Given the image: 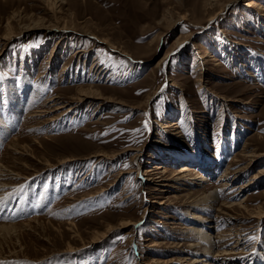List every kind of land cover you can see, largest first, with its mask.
<instances>
[{
	"label": "rangeland",
	"instance_id": "obj_1",
	"mask_svg": "<svg viewBox=\"0 0 264 264\" xmlns=\"http://www.w3.org/2000/svg\"><path fill=\"white\" fill-rule=\"evenodd\" d=\"M250 1L0 0V128L23 105L0 148V264H264V0Z\"/></svg>",
	"mask_w": 264,
	"mask_h": 264
},
{
	"label": "bare ground",
	"instance_id": "obj_2",
	"mask_svg": "<svg viewBox=\"0 0 264 264\" xmlns=\"http://www.w3.org/2000/svg\"><path fill=\"white\" fill-rule=\"evenodd\" d=\"M257 5V2H255L254 0H252V1H250V3H248L246 6L247 7H255ZM259 6V5H258ZM261 6V5H260ZM262 9L261 10H264V5H262V7H261ZM60 30H62V29H60ZM208 56H212L213 57V55L212 54H210V55H208ZM208 63V60H206L205 61V59H204V62H200L199 64H201V65H203V67H204V65L205 64H207ZM203 67H200V68H203ZM100 93H98V92H96L95 90H89V91H84L83 93H80V96L78 97V101H85V100H87L88 98H95V97H97L98 98V95H99ZM56 100L57 99H55V98H51L50 99V101H54V102H56ZM59 103V104H58ZM58 103H54V106L55 105H57V107L55 108V110H59V109H63V108H66V106H67V104H64V101L63 102H58ZM69 106V105H68ZM22 107H23V105H22V102H18V108H19V110H16L15 111V114L16 115H13L12 116V119H11V123H13V122H17V120H18V117H19V115L21 114V109H22ZM17 108V107H16ZM17 108V109H18ZM72 108H74V106L73 105H70L69 107H68V111L69 110H71ZM43 111H45V110H43ZM0 122H2V121H0ZM10 123V124H11ZM10 124L8 125V126H10ZM178 124V123H177ZM174 121L170 124V125H164L162 128H164V127H166V128H169V127H178L179 125H177ZM8 126H4V128H0V148L1 147H3V145L5 144V141H4V138L6 137V135H7V132H8ZM173 128H170V129H168L169 131H171ZM167 130V131H168ZM100 155H103V154H99V156ZM249 156H259V155H256V153L255 154H250ZM161 168H163V166H161V165H157V166H155L153 169H147L145 172H144V175H147L148 177H149V180H152V179H154V177H155V175L157 174V173H159V172H156L157 170H161ZM189 169V167L187 166V164H185V165H182L181 166V169H179V172L180 173H182V172H185V171H187ZM1 170V169H0ZM243 170V168L242 169H239V170H236V171H234V174L235 173H237V172H240V171H242ZM4 171V170H3ZM168 171V170H167ZM7 172V171H6ZM261 172V174L262 173H264V171H260ZM1 174H3V175H5L6 173H4V172H2ZM9 174V173H8ZM260 175V174H259ZM258 174H256L255 176H254V178H259L260 176H259ZM264 175V174H263ZM175 176V175H174ZM182 177V176H181ZM2 178V177H1ZM5 178V177H4ZM15 178V177H14ZM200 178V177H199ZM3 179V178H2ZM159 181H163V180H160L159 179ZM155 182V181H154ZM1 183V182H0ZM161 186H164V185H166L165 184V182H161V183H159ZM158 184V185H159ZM249 185H251V183H248V184H245L243 187H245V186H249ZM8 186H11V184H9V182H2L1 184H0V187L2 188V189H4L5 187L7 188ZM157 186V185H156ZM242 186V185H241ZM158 187V186H157ZM155 190H159V188H156ZM5 191V190H4ZM7 196L9 195V193L8 194H6ZM5 195V197H7ZM7 198H9V197H7ZM5 199V198H4ZM8 200V199H7ZM44 200V199H43ZM215 201V196H214V194H209L208 196H206L205 198H204V201L206 202V203H209L210 201ZM200 201L201 200H199V199H197V200H194L193 201V204H198V203H200ZM42 202H44V201H42ZM47 202V201H46ZM163 203V202H162ZM194 207H197L196 205H194ZM1 209V208H0ZM4 210V209H3ZM20 211L22 210V209H19ZM2 213V212H1ZM18 214H19V212H17ZM252 213V212H251ZM18 214H16V215H18ZM253 214L254 215H252V218H264V212L262 211V210H259V211H254L253 212ZM2 215H3V213H2ZM15 215V216H16ZM4 216H6V214H4ZM4 216H3V218H4ZM8 216V215H7ZM11 216V215H10ZM192 216L200 223V222H203V220H204V218L203 217H201V216H195L194 214H192ZM2 217V216H1ZM0 217V218H1ZM198 217V218H197ZM6 218V217H5ZM124 222V221H123ZM124 223H126V222H124ZM128 223V222H127ZM133 223V222H132ZM5 225V224H4ZM13 225V224H12ZM10 226V225H9ZM123 226V225H122ZM113 227V226H112ZM125 227V226H124ZM10 228V227H9ZM110 227H108V229H109ZM190 229L192 228V229H194V232L195 233H203L204 231H203V229H201V228H197V227H194V226H190L189 227ZM4 230H6V228L4 229ZM109 230H107V232H108ZM107 232H105V233H102V235H99L98 237H96L95 239H93V243H98L99 242V240L101 241L104 237H106L107 236ZM111 232V231H110ZM202 236L203 237H200L201 238V240L203 239V240H205V242L206 243H208V249H207V252L206 253H217V251H216V248H217V246H216V244H217V242H214V241H212L211 240V234H210V232L208 233V232H206L205 234H202ZM97 239V240H96ZM237 246V245H236ZM232 251H237V249H234V248H232ZM211 253V254H212ZM232 254L234 253V252H231ZM237 253V252H236ZM207 255V254H206ZM208 256V255H207ZM202 257H204V256H202ZM208 257H211V256H208ZM212 258V257H211ZM211 258H209V259H211ZM208 258H205V259H197V260H195V263H199V262H203V264H214V263H212V261H210ZM214 258H212V260H213ZM215 260V259H214ZM153 261H155V260H153ZM168 261V260H167ZM167 261H160V263L161 264H167L168 262ZM227 261V260H226Z\"/></svg>",
	"mask_w": 264,
	"mask_h": 264
}]
</instances>
